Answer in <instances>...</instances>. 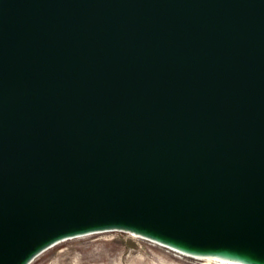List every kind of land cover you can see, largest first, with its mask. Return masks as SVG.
<instances>
[{"label": "water", "instance_id": "1", "mask_svg": "<svg viewBox=\"0 0 264 264\" xmlns=\"http://www.w3.org/2000/svg\"><path fill=\"white\" fill-rule=\"evenodd\" d=\"M107 231L264 264V0H0V264Z\"/></svg>", "mask_w": 264, "mask_h": 264}, {"label": "rangeland", "instance_id": "2", "mask_svg": "<svg viewBox=\"0 0 264 264\" xmlns=\"http://www.w3.org/2000/svg\"><path fill=\"white\" fill-rule=\"evenodd\" d=\"M31 264H205V262L127 232L107 231L61 241L39 255Z\"/></svg>", "mask_w": 264, "mask_h": 264}, {"label": "bare ground", "instance_id": "3", "mask_svg": "<svg viewBox=\"0 0 264 264\" xmlns=\"http://www.w3.org/2000/svg\"><path fill=\"white\" fill-rule=\"evenodd\" d=\"M133 236H135V235H133ZM135 237H138V236H135ZM138 238H141V237H138ZM195 258L204 260L205 264H214V263H216V264H238V263H232V262H228V261H224V260H219L217 258H212V257H195Z\"/></svg>", "mask_w": 264, "mask_h": 264}]
</instances>
